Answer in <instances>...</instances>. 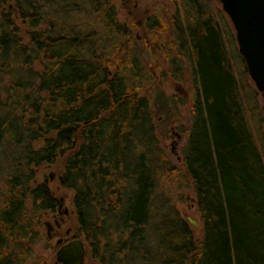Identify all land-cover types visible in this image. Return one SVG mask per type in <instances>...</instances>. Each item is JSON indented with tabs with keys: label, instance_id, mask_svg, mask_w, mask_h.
<instances>
[{
	"label": "trees",
	"instance_id": "trees-1",
	"mask_svg": "<svg viewBox=\"0 0 264 264\" xmlns=\"http://www.w3.org/2000/svg\"><path fill=\"white\" fill-rule=\"evenodd\" d=\"M180 10L169 44L151 36L166 32L163 22L147 18L145 49L169 55L177 75L183 60L190 67L182 171L158 147L153 107L161 114L163 102L141 93L138 44L112 0H0V94L10 93L0 98V146L9 150L0 264H24L48 240L41 220L59 204L47 180L36 182L40 167L73 192L76 236L97 264L137 254L148 264H264V157L241 84L204 0H180ZM182 172L199 238L174 211L153 232L156 178Z\"/></svg>",
	"mask_w": 264,
	"mask_h": 264
},
{
	"label": "rangeland",
	"instance_id": "rangeland-1",
	"mask_svg": "<svg viewBox=\"0 0 264 264\" xmlns=\"http://www.w3.org/2000/svg\"><path fill=\"white\" fill-rule=\"evenodd\" d=\"M112 2L118 10L119 21H125L129 28L131 26L132 34L138 44L139 57L145 77V79L143 78L141 93L143 95L150 94L153 100L158 98L160 102H163L164 108L161 114H157V109L153 107V126L158 147L160 151L162 150V154L169 165L182 171V153L186 146L188 130L191 127V104L194 97L190 67L183 60L182 71L177 75L170 64L169 55L166 56L160 51L150 53L145 49L146 39L150 37L148 29H145V23L147 18L151 16L160 19L166 27L165 33L156 32L158 29H155L151 36H155L156 42L169 44L168 42L172 39L171 17L176 12L181 14L180 0H112ZM204 2L206 11L215 17L222 31L233 71L241 84L243 107L257 146L264 157V95L256 90L246 71L245 62L238 51L234 27L223 11L220 0H204ZM152 40L151 38L150 44L153 48L156 42L153 43ZM165 50L167 51L166 45ZM173 54H176V49H174ZM7 79L10 80L9 77ZM2 83L6 84L7 81L4 80ZM8 94L10 93L0 94L1 100H6ZM7 149L8 145L6 143L0 146V209L6 191L5 180L9 172V161L7 159L9 150L7 151ZM51 172H54V170L45 167L36 169V182L45 183L47 180V185L57 198L61 208L60 210L57 208L56 213L46 214L42 217L41 232L47 235L45 223H50L53 227L51 238L36 244L31 249V254L24 264H55V255L58 249V247H55L56 240L59 237L64 242L77 239L71 204L73 192L61 188L56 180L50 181L49 175ZM185 176L184 172L177 176L166 173L157 176L154 203L156 211L153 212L154 218L151 222L154 233L157 224L162 220L167 222L174 211L186 222L187 227L195 233L196 237L202 236V220L196 206L195 190L192 182ZM64 210L68 212L66 215L63 213ZM59 214L62 217V222L60 225L58 223V227L54 223V219ZM78 239L81 240L80 237ZM84 264H97V261L85 255ZM104 264L148 263H142L140 254H137L129 255L124 259L119 257L118 261L107 259Z\"/></svg>",
	"mask_w": 264,
	"mask_h": 264
},
{
	"label": "water",
	"instance_id": "water-1",
	"mask_svg": "<svg viewBox=\"0 0 264 264\" xmlns=\"http://www.w3.org/2000/svg\"><path fill=\"white\" fill-rule=\"evenodd\" d=\"M220 3L234 27L246 71L256 90L264 95V0H220ZM53 177L51 173L49 179L53 180ZM58 208L60 210L61 205ZM63 213L68 212L64 210ZM45 226L50 239L53 227L48 222ZM55 247H58L55 264H84L86 251L81 240L73 239L62 244L58 239Z\"/></svg>",
	"mask_w": 264,
	"mask_h": 264
},
{
	"label": "flooded vegetation",
	"instance_id": "flooded-vegetation-1",
	"mask_svg": "<svg viewBox=\"0 0 264 264\" xmlns=\"http://www.w3.org/2000/svg\"><path fill=\"white\" fill-rule=\"evenodd\" d=\"M61 222H62V217H61V215L59 214V216H58L57 218L54 219V223L56 224V226L59 227V225H60ZM58 223H59V225H58ZM65 243H67V242H62V244H65Z\"/></svg>",
	"mask_w": 264,
	"mask_h": 264
}]
</instances>
